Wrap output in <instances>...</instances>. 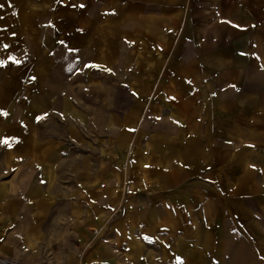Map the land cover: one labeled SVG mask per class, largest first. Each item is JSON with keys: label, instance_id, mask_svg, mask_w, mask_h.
Masks as SVG:
<instances>
[{"label": "crops", "instance_id": "0c3cea01", "mask_svg": "<svg viewBox=\"0 0 264 264\" xmlns=\"http://www.w3.org/2000/svg\"><path fill=\"white\" fill-rule=\"evenodd\" d=\"M0 264H264V0H0Z\"/></svg>", "mask_w": 264, "mask_h": 264}, {"label": "snow or ice", "instance_id": "6c2138e0", "mask_svg": "<svg viewBox=\"0 0 264 264\" xmlns=\"http://www.w3.org/2000/svg\"><path fill=\"white\" fill-rule=\"evenodd\" d=\"M81 7H83V5H82ZM89 67H94V65H90ZM233 87H234V86H233ZM37 119H38V120H40V119H43V117H38ZM3 143H5V144H6V143H7V141H3Z\"/></svg>", "mask_w": 264, "mask_h": 264}]
</instances>
